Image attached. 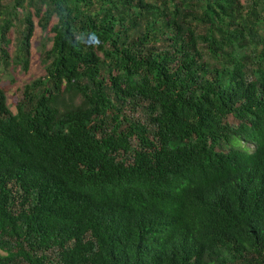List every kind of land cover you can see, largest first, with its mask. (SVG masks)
<instances>
[{"label":"trees","instance_id":"1","mask_svg":"<svg viewBox=\"0 0 264 264\" xmlns=\"http://www.w3.org/2000/svg\"><path fill=\"white\" fill-rule=\"evenodd\" d=\"M34 16L45 73L15 112L0 87V264H264V0H0L4 66Z\"/></svg>","mask_w":264,"mask_h":264},{"label":"rangeland","instance_id":"2","mask_svg":"<svg viewBox=\"0 0 264 264\" xmlns=\"http://www.w3.org/2000/svg\"><path fill=\"white\" fill-rule=\"evenodd\" d=\"M244 1V0H242ZM35 30L31 38L30 47V62L27 69H24L22 65L10 63L9 66H4L0 62V87L5 91L7 97V104L12 112L16 111V104L21 97L22 89L25 84L29 83L35 78H38L45 73V66L41 61V52L43 45L50 46V37L52 32L49 30L55 18L52 19L47 31H43L38 24V17L34 16ZM10 45L8 47L11 57H13L15 49L18 44V28H12L9 33ZM128 113V111H127ZM134 116H138L141 120H144V114L142 111L137 110L131 112ZM229 122L236 124L234 117L230 116ZM238 146L247 148L249 151L253 150L254 145L247 142H239ZM228 145H224L223 149H227Z\"/></svg>","mask_w":264,"mask_h":264},{"label":"clouds","instance_id":"3","mask_svg":"<svg viewBox=\"0 0 264 264\" xmlns=\"http://www.w3.org/2000/svg\"><path fill=\"white\" fill-rule=\"evenodd\" d=\"M89 39L93 42H98V37L94 33H89Z\"/></svg>","mask_w":264,"mask_h":264}]
</instances>
